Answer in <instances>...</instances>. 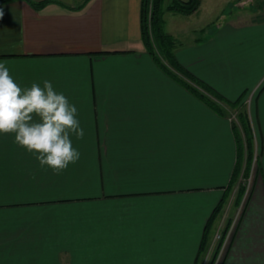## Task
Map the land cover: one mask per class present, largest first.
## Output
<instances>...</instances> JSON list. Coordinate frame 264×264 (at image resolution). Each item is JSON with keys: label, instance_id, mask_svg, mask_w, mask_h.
Instances as JSON below:
<instances>
[{"label": "crops", "instance_id": "obj_1", "mask_svg": "<svg viewBox=\"0 0 264 264\" xmlns=\"http://www.w3.org/2000/svg\"><path fill=\"white\" fill-rule=\"evenodd\" d=\"M32 1L48 3L0 0V62L22 87L52 82L85 135L72 138L80 158L59 174L0 135V264H195L239 163L237 109L220 101L217 113L155 63L141 39L142 0H89L79 10L69 7L80 0ZM238 1L229 18L191 31L197 11H166L164 30L187 72L226 102L248 103L256 172L219 264H264V0ZM241 154L237 183L245 146Z\"/></svg>", "mask_w": 264, "mask_h": 264}, {"label": "clouds", "instance_id": "obj_2", "mask_svg": "<svg viewBox=\"0 0 264 264\" xmlns=\"http://www.w3.org/2000/svg\"><path fill=\"white\" fill-rule=\"evenodd\" d=\"M9 134L42 169L56 174L79 160L72 138L80 140L85 135L77 107L52 82L22 87L0 62V135Z\"/></svg>", "mask_w": 264, "mask_h": 264}, {"label": "trees", "instance_id": "obj_3", "mask_svg": "<svg viewBox=\"0 0 264 264\" xmlns=\"http://www.w3.org/2000/svg\"><path fill=\"white\" fill-rule=\"evenodd\" d=\"M34 8L41 9L48 1L34 2L27 0ZM89 0H80L74 6H70L71 10H79L85 6ZM201 0H142L141 1V39L147 52L152 56L155 63L169 76L174 78L177 82L182 84L195 96L200 98L213 110L219 114H223V108L219 102H224L231 108L238 110L237 120L239 122L238 127L233 125L235 139L237 142V148L239 151V163L241 158V151L243 147L246 148V167L243 172V177L249 175L251 164L253 159L257 160L258 154L255 150V132L252 122L250 120L247 108L245 107V97L241 96L235 102H226L218 93H216L211 87L198 80L196 77L187 72L176 60L174 54L175 40L174 38L165 32L164 30V13L166 11L179 13L182 15H189L195 12ZM237 162L233 179L231 180L227 193L224 198L217 204L214 211L211 213L207 224L203 238L201 240L198 256L195 260V264H199L205 256L209 247V230L214 224L215 220L222 213L227 198L233 189V186L237 183V179L240 172V164ZM245 186L240 182L237 183L236 196L234 199L235 206L240 205L243 195L245 193ZM232 223L231 218L225 220L220 238L216 240V243L209 254L207 264H215L220 253L222 244L224 242L226 233Z\"/></svg>", "mask_w": 264, "mask_h": 264}, {"label": "rangeland", "instance_id": "obj_4", "mask_svg": "<svg viewBox=\"0 0 264 264\" xmlns=\"http://www.w3.org/2000/svg\"><path fill=\"white\" fill-rule=\"evenodd\" d=\"M237 2H239L238 0H201L200 1V5L198 7V9L196 10L197 12L193 15V17H189L188 22L186 23L185 28L189 31H191L192 28H196L197 26L200 27L202 25H204L205 23L209 22L210 20H214L216 17H218L219 15H224V17L229 18V15L236 13L239 9ZM245 9L247 11H251V10H261V4L258 5V2L256 3H246L245 4ZM172 19H174V17H172ZM173 22H169L168 26H165L166 29H168L170 31L171 29V25ZM210 23V22H209ZM181 24H183V21L181 22ZM212 25V24H211ZM210 27V26H209ZM184 28V27H183ZM205 35V34H204ZM199 36H201V34H199ZM178 41H184L185 39H190V33L188 34H184L183 36H179L176 37V39H178ZM176 43V42H175ZM248 103H246L245 107L247 108L248 114H249V109H248ZM232 112V111H231ZM237 114H238V110H236V113L233 116L232 120L233 121H237ZM231 116V114H229ZM250 120L252 122L253 125V129L255 132V126L253 123V118L251 117L250 114ZM255 134V150H257V138H256V132ZM256 172V162L253 163L252 168H251V172L247 177H243L240 180V183L243 184L245 186V191L247 190L249 192L250 189V185H251V181H252V176L253 173ZM236 190H237V185H235V187L233 188V190L230 192V196L225 204L224 207V220H226L227 218H231L233 225L235 226L236 221L239 217L240 211L242 209V205L245 201V197L246 195H243L242 201L240 203V205L235 206L234 204V199L236 196ZM223 212L221 214V216H223ZM220 216V217H221ZM224 221H223V225H221V227L224 226ZM218 226V225H217ZM220 227V228H221ZM219 228V227H218ZM217 229V228H216ZM222 233V229L221 231H219V234ZM231 236V235H230ZM229 237H227L225 244L222 247V250L220 251L217 261L215 264H219L220 263V259L221 256L223 254V251L225 249V246L227 245L228 241H229ZM218 240V239H217ZM209 255H206V259L203 260L204 262L202 264H207L208 259H209Z\"/></svg>", "mask_w": 264, "mask_h": 264}, {"label": "built area", "instance_id": "obj_5", "mask_svg": "<svg viewBox=\"0 0 264 264\" xmlns=\"http://www.w3.org/2000/svg\"><path fill=\"white\" fill-rule=\"evenodd\" d=\"M263 10H264V8H263ZM247 194H248V191L246 190L245 193H244V195L247 196ZM232 225H233V222L231 223V225H230V227H229V229H228V231H227V233H226V236H225L224 242H223V244H222V247H223V245L225 244V241H226L227 237H229V236L232 234V231H233V229H234V226H232ZM220 227H221V226H220ZM220 227L218 228V230L216 231V234H215V239H216V240L220 238V235H221V234H219V231H221V229H223V227H221V228H220ZM222 247H221V250H222ZM221 250H220V251H221Z\"/></svg>", "mask_w": 264, "mask_h": 264}]
</instances>
